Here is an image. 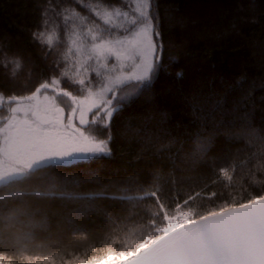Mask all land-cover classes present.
Wrapping results in <instances>:
<instances>
[{
  "label": "trees",
  "instance_id": "trees-1",
  "mask_svg": "<svg viewBox=\"0 0 264 264\" xmlns=\"http://www.w3.org/2000/svg\"><path fill=\"white\" fill-rule=\"evenodd\" d=\"M96 3L0 0V117L13 97L32 96L44 83L78 98L106 83L91 71V89L73 82L92 61L78 30H67L71 17L61 16L74 10L95 20ZM150 14L160 52L155 76L124 100L133 83L117 89L113 105L121 108L107 127L87 128L108 140L110 154L0 186V249L16 256L13 264L138 254L180 211L195 221L264 197V0H150ZM41 30L55 34L50 46L34 38ZM118 72L117 65L109 75Z\"/></svg>",
  "mask_w": 264,
  "mask_h": 264
},
{
  "label": "snow or ice",
  "instance_id": "snow-or-ice-1",
  "mask_svg": "<svg viewBox=\"0 0 264 264\" xmlns=\"http://www.w3.org/2000/svg\"><path fill=\"white\" fill-rule=\"evenodd\" d=\"M53 7L56 6L53 5ZM89 11L95 16V20H88L87 17L79 15L74 10H67L66 13L61 14L62 19L65 18V16L71 17L73 23L67 26V30L71 31L73 35H76L78 30L79 35L83 37L81 47L85 48L86 45V60L92 61V63L85 68L84 73L77 71L72 74L71 78L74 83L85 85V89H91V81L85 84V79L89 71L97 73L101 78L107 77L108 82L102 86L98 85L100 90L98 92H92L91 95L99 100V102L94 103L93 107L100 109L102 105H106L107 107L104 108L103 115L105 118H110L116 111L120 110L121 104L117 103L113 105L112 97L105 96V93L113 92V86H120L132 82L134 86L129 88L124 97L121 98L124 100L125 97H131L137 89H143L150 85L156 74L159 67L160 52L159 45L154 43L151 38L153 34V20L155 18L150 14V0H134L131 7H129L127 0H123L122 4H107L97 0L95 6L90 7ZM122 18L130 22L128 28H125L123 24H116V21ZM97 21L101 22L106 27L102 29ZM44 24L47 25L48 21L45 20ZM156 35H159L158 31ZM33 36L37 41L47 43L50 46L55 34L46 33L41 30L37 33H33ZM130 38L135 39L136 45L139 46L133 45L130 49ZM133 55L137 58L134 66L135 69H137L136 72H129L128 75H109V73L116 70V62L121 59L130 58ZM65 59H67V57H65ZM109 60L112 61L111 64L106 63V61ZM81 67H83V64H81ZM63 75H69L67 67ZM77 76H79V79H75ZM50 83L52 85H58L60 81L58 79H53ZM41 87L48 89L50 84L44 83ZM63 95L69 96L70 94L64 92ZM12 99L31 100L32 97H13ZM2 100H4V97L0 94V101ZM79 103H83V101ZM89 110L91 111V109ZM55 111L57 113H63L62 108H56ZM10 113L11 115L7 117H0V121L3 122L0 124V134L3 135V142L0 143V155H3L5 149L8 147H39L43 145L63 144L59 137L60 130L65 128L63 115L59 117L50 116L41 118L35 106L30 104H16L10 108ZM73 113H75V109H73ZM79 123L81 125L88 123L83 114L79 116ZM101 123L102 126L107 127L105 121ZM67 127L72 129L73 132H80V130L71 123V117H69ZM83 134V132H80V135ZM85 139L88 141L89 146L76 149L72 155H69L68 152L54 153L55 155L66 157V159H62L58 162L64 164L68 160L76 159L80 154L91 153L95 155L103 154L105 156L110 154L108 140L97 139L95 136L91 138L86 136ZM46 163L52 165L57 163V161L50 160ZM3 183V178H0V186H2ZM260 206H264V200L256 201L252 205H244L240 209H226L224 212L214 215L223 216L225 212L232 211H252L254 207ZM187 215L191 214L189 213ZM249 223L252 222L249 221ZM234 252L239 254L240 259L237 260L234 256L232 264H264V219L260 220L258 233L254 238L245 241L240 247L234 249ZM135 256H137L136 252H132L131 254L120 253L116 255L108 251L103 258L92 260L91 264H123V262L129 261ZM14 260H16V256L13 253H5L0 249V264H13ZM80 264H85V262L81 261ZM219 264H225V262L221 260Z\"/></svg>",
  "mask_w": 264,
  "mask_h": 264
},
{
  "label": "rangeland",
  "instance_id": "rangeland-1",
  "mask_svg": "<svg viewBox=\"0 0 264 264\" xmlns=\"http://www.w3.org/2000/svg\"><path fill=\"white\" fill-rule=\"evenodd\" d=\"M152 40H153V34H152ZM154 42V40H153ZM133 45H136V40L130 38V44L129 48ZM139 46V45H136ZM127 56V52H126ZM136 57L133 55L130 58L127 59H121L120 61L116 62L118 67L120 68V72L114 74L113 76L117 74H123L128 75L129 72H136L137 69H135V63H136ZM26 69L25 73H28L30 64L29 62H25ZM107 80V79H106ZM108 81H106L107 83ZM132 82H128L127 84H131ZM126 85V84H124ZM124 85L120 86H113L114 91L111 93H105V96H111L112 97V103H113V97L117 93V89L121 88ZM100 89H97L94 92H98ZM64 91L56 90L54 87L50 86L48 89L40 88L35 94H33L31 97V100L28 99H17L12 102H9V112L8 116L11 115L10 108L12 106H15L16 104H23V105H33L35 106L38 115L41 118H46L50 116L59 117L60 115H63L64 117V123L65 128L60 130L59 137L63 144L61 145H43L39 147H8L5 149L4 154L0 155V178H3L4 184H7L11 181L21 179L24 177H27L31 172L35 171L36 169L49 166L47 164V161H57V163L52 165H68L72 164L78 161H86L89 160L95 156V154H80L77 156L76 159L68 160L66 163L61 164L58 161L62 159H66V157L55 155L56 152H68L69 155L74 154L76 149H82L89 146L88 141L85 139V137L91 138L92 136L87 131V128H89L90 125H97L101 123L102 121L108 122L110 118H105L103 115L104 108H106V105H102L100 109H96L93 107L94 103L99 102L98 98L92 96V92L83 98L74 97L71 94L69 96L63 95ZM91 97V98H90ZM150 97V95H149ZM27 98V97H25ZM80 101H83V103H79ZM2 104V101H0V106ZM63 104V105H61ZM56 108H62L63 113H57L55 111ZM73 109H75V113H73ZM91 109V111L89 110ZM83 114L84 118L88 121L87 124L81 125L79 123V116ZM69 117H71V123L76 126L80 130V132H83V135H80V132H73L72 129L68 128V122ZM3 122L0 121V124ZM3 142V135L0 134V143ZM102 155V154H101ZM189 213H186L184 211L178 212L175 216L172 218H169V228L174 229L178 227L180 220L183 217H188ZM186 219V218H184Z\"/></svg>",
  "mask_w": 264,
  "mask_h": 264
},
{
  "label": "water",
  "instance_id": "water-1",
  "mask_svg": "<svg viewBox=\"0 0 264 264\" xmlns=\"http://www.w3.org/2000/svg\"><path fill=\"white\" fill-rule=\"evenodd\" d=\"M260 200L264 197L256 201ZM261 219L264 206L212 214L170 231L125 264H219L221 260L232 264L234 256L240 259L234 249L254 238Z\"/></svg>",
  "mask_w": 264,
  "mask_h": 264
}]
</instances>
